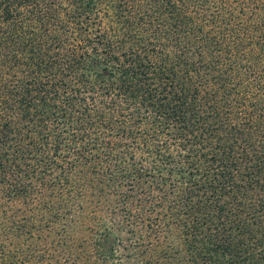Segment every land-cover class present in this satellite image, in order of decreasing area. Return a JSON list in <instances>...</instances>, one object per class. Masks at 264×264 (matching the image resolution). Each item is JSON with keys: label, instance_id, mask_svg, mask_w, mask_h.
Returning <instances> with one entry per match:
<instances>
[{"label": "trees", "instance_id": "trees-1", "mask_svg": "<svg viewBox=\"0 0 264 264\" xmlns=\"http://www.w3.org/2000/svg\"><path fill=\"white\" fill-rule=\"evenodd\" d=\"M177 245L264 264V0H0V264Z\"/></svg>", "mask_w": 264, "mask_h": 264}, {"label": "rangeland", "instance_id": "rangeland-1", "mask_svg": "<svg viewBox=\"0 0 264 264\" xmlns=\"http://www.w3.org/2000/svg\"><path fill=\"white\" fill-rule=\"evenodd\" d=\"M187 250L181 245L172 247L155 248L154 259L155 264H188L186 258ZM156 257H159L156 259Z\"/></svg>", "mask_w": 264, "mask_h": 264}]
</instances>
